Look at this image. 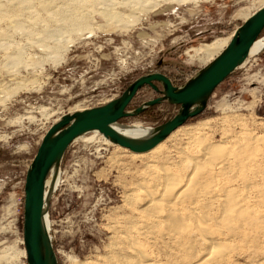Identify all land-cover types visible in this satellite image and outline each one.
Returning <instances> with one entry per match:
<instances>
[{
  "label": "rangeland",
  "instance_id": "rangeland-1",
  "mask_svg": "<svg viewBox=\"0 0 264 264\" xmlns=\"http://www.w3.org/2000/svg\"><path fill=\"white\" fill-rule=\"evenodd\" d=\"M263 5L264 0H0V264H27L25 177L43 137L62 116L103 106L150 74L183 86ZM215 41L225 46L209 59L202 49ZM156 95L142 88L127 110ZM177 108L162 103L118 123L155 128ZM90 136L66 150L49 199V237L58 264H138L127 236L135 237L148 263L198 264L209 254L207 238L193 233L185 248L163 241L157 226L165 217L148 221L154 214L148 197L135 192L157 184L154 172L162 167L184 181L194 165L181 150L196 157L199 143H206L222 147L230 159L220 172L212 169V184L234 188L238 200H250L254 220L264 217V48L157 152L134 155L100 134L88 141ZM134 194L129 204L125 199ZM149 224L157 227L153 234ZM218 227L209 228V236L229 244L219 264L263 262V233Z\"/></svg>",
  "mask_w": 264,
  "mask_h": 264
},
{
  "label": "water",
  "instance_id": "water-1",
  "mask_svg": "<svg viewBox=\"0 0 264 264\" xmlns=\"http://www.w3.org/2000/svg\"><path fill=\"white\" fill-rule=\"evenodd\" d=\"M263 30L264 6L238 27L224 50L183 86H173L162 74H150L135 80L119 98L103 106L62 116L43 137L25 177L22 232L27 264H58L47 228L48 205L61 160L77 138L96 131L112 145L132 154L150 152L188 120L202 114L214 90L246 61ZM144 87L160 97L128 111ZM162 103L179 109L171 119L152 128V135L146 139L127 138L111 128L122 119L135 118ZM49 179L51 184L46 188Z\"/></svg>",
  "mask_w": 264,
  "mask_h": 264
},
{
  "label": "bare ground",
  "instance_id": "bare-ground-1",
  "mask_svg": "<svg viewBox=\"0 0 264 264\" xmlns=\"http://www.w3.org/2000/svg\"><path fill=\"white\" fill-rule=\"evenodd\" d=\"M224 46V44H220L219 42L215 41L214 43L207 45L204 49H202V53H205L206 56L211 59L216 56L224 48ZM263 48L264 37H261L258 38V40L253 44L246 61L243 63V65L238 67V69L242 68L249 59L258 55ZM111 128L121 135L132 139H146L153 133L152 128L144 127L139 123H132L130 125L116 123L111 125ZM88 134L91 135L88 141H91L92 138L94 136H98L99 133L94 131ZM84 136H86V134L77 138L74 142L82 139ZM198 140L200 139L198 138ZM105 141L109 144L106 139ZM160 146L161 145L159 144L156 148L148 153L157 152ZM198 147L200 148L199 153H201L196 157H189L186 155L187 148L181 150L180 154L183 157L186 156V159L184 160L188 163H193L194 165L193 174L187 175L184 181H182L183 178L178 172L170 169L171 167H162L159 168L158 172H154L158 175L153 177V180L156 178L157 184L148 188L146 186H139V190H137L135 194L141 190L139 193L148 197L149 203L147 209L154 211V214L146 218L148 221L155 222L154 218H157L156 216L165 217L163 218L164 220L162 219L158 222L159 226H157L162 230H160L162 232L160 236L163 238V241H168L170 244H176L178 248H185V245L189 244L193 233H198L200 236L203 235L207 238L208 242L211 243V248L210 250H207L209 251L207 257L203 258L197 263L219 264V262L224 259L223 257L227 252L226 247L229 244L223 242L216 243V240H212L208 234L209 228L215 224L216 226L219 225V227L223 230H226L227 233H234L237 230L244 231L246 229L250 231L252 230L253 232L259 234L263 233L264 235V228H261V225L264 224V217H259L258 219L254 220L253 218L255 217L252 218V215H250V211L252 210L251 206L247 204L250 200L247 199L248 201H245L242 198H240L242 200H238L239 197L237 198L234 188H226L225 186L212 184L214 183L212 182V169L217 167V169H214L220 172V170L224 169V167H226L230 162L228 157L222 156V147L211 146V144L208 145L206 143H199ZM207 164H209L208 166H211L210 164H212L213 167L211 166V169H209ZM149 167L150 166H148V168ZM205 170H208V172L206 171L207 173L203 175ZM50 182V179L46 182V188L50 186ZM135 194L127 196L125 200L130 204V202L134 200L133 198L137 197ZM152 224H149L150 228L152 229L150 230V234L154 233L153 230L155 228L157 229V227ZM211 224L212 226H210ZM143 228L145 227H142V229ZM136 234L143 235L145 233H138L137 230ZM127 238L130 249L135 255L134 259L138 262V264H157L155 262H147L148 254L145 253L144 249L143 251L139 249V246L134 242L135 237L131 238L130 236H127ZM189 249H192L191 246ZM187 254L190 256L189 252ZM260 264H264V260Z\"/></svg>",
  "mask_w": 264,
  "mask_h": 264
},
{
  "label": "flooded vegetation",
  "instance_id": "flooded-vegetation-1",
  "mask_svg": "<svg viewBox=\"0 0 264 264\" xmlns=\"http://www.w3.org/2000/svg\"><path fill=\"white\" fill-rule=\"evenodd\" d=\"M157 95H156V98L155 99H157L158 97H160V95L158 94V93H156ZM121 96V95H120ZM119 96V97H120ZM154 100V99H153ZM140 106H137V107H135L133 110H131V111H134V110H136V109H138ZM155 107V106H154ZM154 107H151V108H148V109H146L144 112H142L139 116H143V115H146V114H148ZM179 108H177V110H178ZM138 117V116H137Z\"/></svg>",
  "mask_w": 264,
  "mask_h": 264
},
{
  "label": "trees",
  "instance_id": "trees-1",
  "mask_svg": "<svg viewBox=\"0 0 264 264\" xmlns=\"http://www.w3.org/2000/svg\"><path fill=\"white\" fill-rule=\"evenodd\" d=\"M264 31V30H263Z\"/></svg>",
  "mask_w": 264,
  "mask_h": 264
}]
</instances>
